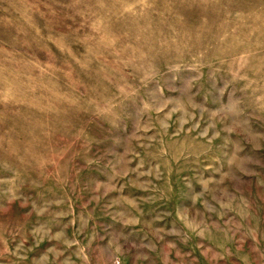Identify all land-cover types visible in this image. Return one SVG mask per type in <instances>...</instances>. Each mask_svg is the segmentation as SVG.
Wrapping results in <instances>:
<instances>
[{
  "label": "rangeland",
  "instance_id": "obj_1",
  "mask_svg": "<svg viewBox=\"0 0 264 264\" xmlns=\"http://www.w3.org/2000/svg\"><path fill=\"white\" fill-rule=\"evenodd\" d=\"M0 264H264V0H0Z\"/></svg>",
  "mask_w": 264,
  "mask_h": 264
}]
</instances>
